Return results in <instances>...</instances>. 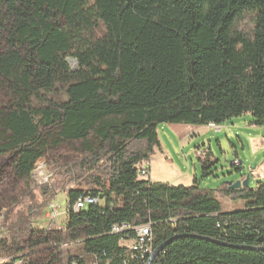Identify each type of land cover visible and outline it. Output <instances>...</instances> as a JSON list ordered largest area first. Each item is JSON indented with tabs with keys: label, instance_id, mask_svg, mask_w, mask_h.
<instances>
[{
	"label": "trees",
	"instance_id": "1",
	"mask_svg": "<svg viewBox=\"0 0 264 264\" xmlns=\"http://www.w3.org/2000/svg\"><path fill=\"white\" fill-rule=\"evenodd\" d=\"M246 14L252 33L240 26ZM3 37L12 50L0 55V82L21 104L0 112V156L11 155L27 181L46 155L47 131L57 130L79 145L76 170L105 207L71 210L66 236L46 235L33 223L57 193L36 187L40 200L32 190L0 220V239L12 240L2 238L0 252L22 251L28 236L27 247L81 241L77 264L95 256L148 264L151 256L133 262L121 245L136 233L111 232L152 224L154 251L178 237L152 264H264V184L210 190L198 179L175 186L139 177L160 146L159 124L220 126L250 114L264 126V0H0ZM84 191L68 194L70 208ZM218 197L245 207L225 213ZM31 264L65 262L59 252Z\"/></svg>",
	"mask_w": 264,
	"mask_h": 264
},
{
	"label": "rangeland",
	"instance_id": "2",
	"mask_svg": "<svg viewBox=\"0 0 264 264\" xmlns=\"http://www.w3.org/2000/svg\"><path fill=\"white\" fill-rule=\"evenodd\" d=\"M52 21L61 27L65 24L64 18L56 11H52ZM240 26L248 33H252L253 16L244 15ZM11 50L12 47L6 37L1 38L0 55H7ZM68 61L71 67H76L77 63L74 59L69 58ZM5 83L1 85L0 82V112L21 104L11 84ZM62 100L65 101L66 97ZM252 122V116L245 114L226 120L218 128L210 125L159 124L157 132L160 146L155 148L150 161L144 164L150 167L151 178L147 179L151 183H169L175 186H192L194 179H198L202 189L217 190L226 182L235 183L250 175L251 188H257L260 183L264 184V126H255ZM46 136L48 138L46 155L37 161L31 178L27 181H22L15 175L14 159L11 155L0 156V204L4 206L0 220L8 210L15 208L17 203L26 201L29 192L36 187L47 185L57 193L55 199L46 206L41 217L33 223V228L42 233L50 223L46 215L52 203L60 205L62 213L55 221L56 228L65 226L68 216L64 210L68 208L69 187L74 186L76 189L86 191L93 189L86 185V178L80 176L76 170V165L82 158L79 145L62 138L57 130L50 129ZM235 160L242 162L241 167L237 168L233 165ZM238 169L241 170L237 171ZM34 192L40 200L39 190ZM218 199L225 213L245 207L243 201L233 202L220 197ZM7 237L10 241L11 237L7 233L2 235L3 239ZM28 241V236L22 239V251L32 253L31 258L34 261L60 252L58 250L59 252L54 253L56 251H52L45 244L27 247ZM121 244L130 245L126 242ZM61 250L60 254L65 264H68L70 256L82 254L80 244L73 245L70 250L68 248ZM5 251L0 252V264L3 263L1 256L19 254L15 249L7 252L6 247Z\"/></svg>",
	"mask_w": 264,
	"mask_h": 264
},
{
	"label": "built area",
	"instance_id": "3",
	"mask_svg": "<svg viewBox=\"0 0 264 264\" xmlns=\"http://www.w3.org/2000/svg\"><path fill=\"white\" fill-rule=\"evenodd\" d=\"M211 127L218 128L219 126H216L214 124L210 125ZM235 167H239L242 165V162L240 160H235L234 164ZM139 177L141 179H147L150 178L149 173V167L147 165L141 164L139 166ZM77 190L76 187L71 186L68 188L67 193L69 194L71 191ZM95 206L100 209H103L105 207V201L102 197H98L95 194H92L90 192L84 191L77 201L74 203V205L70 208L68 203V208L64 210V213L67 214L68 218L65 222L64 227H57L55 225V221L57 217H59L61 213L60 205L52 203L47 212V219L50 220V223L48 227L43 231L44 234H56L60 235L64 238L66 236L68 231V220H69V214L72 210L76 214H80L82 211H85L89 209L90 207ZM134 232L136 233V238L134 240H123L122 242L130 243L129 246L122 245L126 249L130 250L131 257L130 260L133 262H143L146 263L148 258L153 254L154 248H153V238H152V224H146V225H140L136 227H131L127 224H117L114 225L112 228V234H122V233H128V232ZM9 237L6 238L8 246H12V240H8ZM10 239V238H9ZM80 244L82 246L81 241L79 242H64V241H58L53 240L50 243H46L45 245L50 247L52 251L62 252L61 249L68 248L69 250L73 245ZM33 250V249H31ZM30 250V251H31ZM59 250V251H58ZM21 252V253H20ZM19 254L15 256L10 255H3L2 257V264H31L34 260L31 258L32 253L27 251H20ZM77 256H70L68 258V264H77V261L75 260ZM80 258H83L81 255ZM91 264H100V261L98 260V257H94V262ZM106 264H111L110 262H107ZM120 264H128L127 261H124Z\"/></svg>",
	"mask_w": 264,
	"mask_h": 264
},
{
	"label": "water",
	"instance_id": "4",
	"mask_svg": "<svg viewBox=\"0 0 264 264\" xmlns=\"http://www.w3.org/2000/svg\"><path fill=\"white\" fill-rule=\"evenodd\" d=\"M250 180H251V176L248 175L245 180H239L237 182H226L227 185L231 186V188L233 189H240L242 187L244 188H248L250 186ZM178 237H175L173 239H171L170 241H168L167 243H165L164 245H162L161 247H159L158 249H156L153 254L151 255L150 259H149V263L148 264H152L154 262V260L156 259V257L160 254V252H162L164 250V248L171 243L173 240L177 239ZM210 240V239H208ZM213 243H217L223 246H228L226 244H223L221 242H218L216 240H210ZM232 248H238V249H246V250H250V251H261L263 249H257V248H251V247H234V246H229Z\"/></svg>",
	"mask_w": 264,
	"mask_h": 264
},
{
	"label": "crops",
	"instance_id": "5",
	"mask_svg": "<svg viewBox=\"0 0 264 264\" xmlns=\"http://www.w3.org/2000/svg\"><path fill=\"white\" fill-rule=\"evenodd\" d=\"M144 164H146V163H144ZM148 166V165H147ZM149 167V166H148ZM149 173H150V167H149ZM150 178H151V173H150Z\"/></svg>",
	"mask_w": 264,
	"mask_h": 264
}]
</instances>
